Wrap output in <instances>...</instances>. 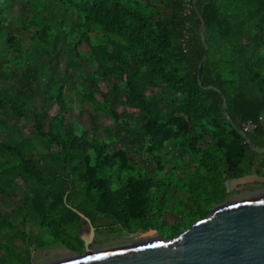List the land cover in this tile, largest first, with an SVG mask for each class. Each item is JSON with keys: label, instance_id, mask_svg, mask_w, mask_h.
<instances>
[{"label": "trees", "instance_id": "trees-1", "mask_svg": "<svg viewBox=\"0 0 264 264\" xmlns=\"http://www.w3.org/2000/svg\"><path fill=\"white\" fill-rule=\"evenodd\" d=\"M184 1L0 0V195L18 190L22 223L53 244L83 248L73 209L96 232L173 238L224 201L225 180L263 171L240 125L264 115V0H189L188 15ZM83 99L100 129L69 119ZM126 136L151 175H131ZM247 137L264 149L262 128ZM40 239L1 218L0 264Z\"/></svg>", "mask_w": 264, "mask_h": 264}, {"label": "water", "instance_id": "water-1", "mask_svg": "<svg viewBox=\"0 0 264 264\" xmlns=\"http://www.w3.org/2000/svg\"><path fill=\"white\" fill-rule=\"evenodd\" d=\"M241 137L256 153L246 134ZM264 171V169H263ZM264 184L256 173L224 181L225 193L253 190L246 184ZM242 185L241 187H236ZM84 224L77 230L83 243L77 257L48 264H264V190L255 197L217 204L209 215L171 239L136 243L129 247L93 251L95 228L83 213L73 209ZM155 230L145 232L154 235Z\"/></svg>", "mask_w": 264, "mask_h": 264}, {"label": "rangeland", "instance_id": "rangeland-1", "mask_svg": "<svg viewBox=\"0 0 264 264\" xmlns=\"http://www.w3.org/2000/svg\"><path fill=\"white\" fill-rule=\"evenodd\" d=\"M50 57H51L50 55L45 56L44 57L45 61L48 62ZM81 101H82V104L78 112L76 113L73 111L70 112V115H69L70 120L78 121L79 123L84 125L86 128L96 127L100 129L104 124H106L107 118L104 116V114L101 111H98L95 108V106L92 104L91 101L84 100V99ZM8 122L14 123V120L12 118H8ZM31 129H32V122L29 121L26 125L25 130H31ZM103 138H106V137L103 136ZM120 144L124 146V148L126 149V151L128 152L130 156L135 157L138 161V170L131 172V175L137 178L139 177V174H144V172L149 174L152 167L148 166L147 163H145V158H144L145 156L142 155L139 149L140 148L139 140L134 138L133 136H126L120 141ZM190 160L196 161V158L192 156L190 157ZM163 164H166L165 160H163ZM145 167H147V169ZM11 171L13 172V170ZM16 183H20V181L17 179ZM261 192L262 191L259 190L258 188L257 190H254L253 192H250V193H242L241 196L237 194L232 195L231 198L228 197L230 199L228 200L232 202L240 201L243 199L258 196ZM16 193L17 194H15L14 196H10V198L0 195V219L3 218L10 224L17 225L24 232H30V231L37 232L41 238L38 242H40L41 245H43L42 248L37 249L33 253H30L28 257V261H25V262L22 261L21 262L22 264H48V263H52V262L59 261V260L77 257L79 256V254H82V251H83L82 249L79 250V253H78L77 250L69 249L67 247L68 245L53 244L54 242L52 241L51 237L41 236V234L38 231H35V227L30 225L29 221L22 223L23 218H24V210L21 207L22 205L21 196H20L21 194L18 190H16ZM178 194L180 193L178 192ZM182 196L183 194L176 196V200L177 201L181 200ZM229 201H226V202H229ZM216 205L217 204L211 205L209 207V212L205 216L209 215L211 210ZM184 206L186 209H188L190 208V203L186 201ZM175 208L176 209L173 214L175 213L179 214L180 212H182V208L179 204H177ZM180 218L181 216L179 215H168L167 221L169 223H172L175 221L178 222ZM158 236L160 235L157 233V231L154 235L147 236L145 232L135 231L133 228L132 229L124 228L122 231L119 229H115L112 232L111 230H104V229L101 230L100 229L96 232L95 240L93 243V249L94 251L100 252V251L110 250L113 248L129 247L136 243L156 240ZM161 238L164 240L171 239V238H163V237ZM15 245L22 246L20 243V240L18 239L15 241Z\"/></svg>", "mask_w": 264, "mask_h": 264}, {"label": "built area", "instance_id": "built-area-1", "mask_svg": "<svg viewBox=\"0 0 264 264\" xmlns=\"http://www.w3.org/2000/svg\"><path fill=\"white\" fill-rule=\"evenodd\" d=\"M183 12L184 15H188L190 13V7H189V0H185L183 3ZM187 43V35L184 33L182 39L180 40V45L185 52V46ZM262 128L264 130V115L258 116L256 121L246 120L241 123L240 130L243 134H251L253 133L257 128Z\"/></svg>", "mask_w": 264, "mask_h": 264}, {"label": "flooded vegetation", "instance_id": "flooded-vegetation-1", "mask_svg": "<svg viewBox=\"0 0 264 264\" xmlns=\"http://www.w3.org/2000/svg\"><path fill=\"white\" fill-rule=\"evenodd\" d=\"M250 174V173H249ZM260 176H264V171H262L260 174H259ZM251 186V187H253V190H240V191H229L228 193H225V198H224V201L222 202V203H224V202H226V201H229L230 199L229 198H231V196L232 195H235V194H237V195H242V193H250V192H253L254 190H257L258 188H259V190H261V191H263L264 190V184H258V183H250V184H246V186ZM242 185H237L236 187H241ZM256 187H258V188H256ZM256 188V189H255ZM229 197V198H228ZM229 199V200H228ZM229 202H232V201H229ZM95 235H96V230H95ZM95 235H94V240H95ZM94 240H93V242L91 243V249L94 251V249H93V243H94ZM82 250H83V248H82ZM78 253H79V251H77Z\"/></svg>", "mask_w": 264, "mask_h": 264}]
</instances>
